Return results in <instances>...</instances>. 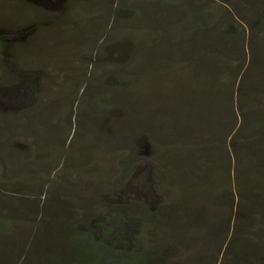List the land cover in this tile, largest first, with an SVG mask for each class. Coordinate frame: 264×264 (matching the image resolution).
I'll list each match as a JSON object with an SVG mask.
<instances>
[{
  "label": "trees",
  "instance_id": "16d2710c",
  "mask_svg": "<svg viewBox=\"0 0 264 264\" xmlns=\"http://www.w3.org/2000/svg\"><path fill=\"white\" fill-rule=\"evenodd\" d=\"M211 1L119 0L107 38L102 40L103 45L93 57V62L88 64L93 72L89 78L91 82H87L89 85L82 86L77 93L79 98L74 120L77 123L83 105L93 111L90 114L95 115V124L102 115L101 119L111 112L126 109L128 117L118 116L115 120L119 126L109 127L110 134H114L110 137L116 145L114 152L119 149L124 151L118 157L119 165L123 167L128 157L126 169L137 168L136 141L147 140L149 144H145L144 149L150 146L153 152L145 150V155L152 161L157 160L154 163L157 187L175 188L185 197L200 194L213 198L214 206L223 201L222 193L226 192V188L224 191L216 184V179L224 178L227 170L225 156L219 154L220 158L213 148L227 132L228 124L232 125L231 129L236 127L231 146L237 153L234 185L238 194V210L236 233L228 244V252L231 253L226 256L232 264H264V254L260 253V249H264V228L258 225L253 229L250 221L244 226L242 219L246 209L251 208L260 218L259 223H264V0H234L233 7H230L234 10V17L223 9L226 7L224 0L217 3L218 9L212 8ZM19 2L24 4V0ZM95 2L69 0L61 12L41 16L50 22V26L45 28L54 25L70 27L76 24V18L80 22L82 18L79 17L82 16H87L92 22L90 14L97 9ZM30 10V18L39 13L36 6ZM241 26L243 31L245 27L248 29V52L243 50ZM45 28L38 30L35 39L30 38L26 49L29 53L39 50L40 60L43 56L40 52L46 48L37 36L46 31ZM13 42L0 31V88L20 79L24 82L30 77L33 79L32 74H21L18 56L23 52ZM82 46L84 44L72 46L71 51L64 53L63 60L55 56L54 68L58 77L62 74L66 79L71 75L76 64L75 53L82 52ZM152 49L157 50L149 59L154 65L140 64L148 62L140 51L147 56ZM37 58V55L30 56L33 61ZM152 66L176 81H171L166 88L153 87L154 95L139 98L138 78L149 77V71L154 68ZM135 81L137 84H133ZM39 87L29 84L25 89L29 91L31 88V92L36 93ZM55 89L56 92L62 90L59 86ZM48 97H42L23 109L20 115L37 106L41 109ZM228 98L235 100L236 114L230 115L233 109L228 107ZM147 105H150L149 116H141L136 124V112ZM20 115L11 118L18 120ZM150 117L158 122L154 126L166 129L165 137L159 134V130L146 125ZM125 129L129 132L123 143ZM1 133L3 141L9 138L5 130ZM129 134L133 141H128ZM118 135L122 138H117ZM105 136H108L107 133ZM178 145L186 152L174 154ZM129 148H134L136 155H132ZM244 150L246 152L242 153ZM145 158L144 154L140 155V159ZM243 166L248 167L246 173L242 170ZM115 179L105 181V185L113 186L105 191L108 200L114 199L113 202L99 203L93 196V204L88 206V210H83L85 213L79 219L68 217L56 223L48 218L39 221L43 222V239L53 238L52 234L56 232L61 235L64 246L57 250L52 243L40 245L39 241L43 239L36 233L35 239L29 240L31 235L27 238L30 244L22 256L17 255L19 252L5 255L6 259L0 264H190L189 256L195 257L196 263L193 264H206V261L202 263V245L188 249L185 245L174 244L173 239L180 235L193 239L198 235L209 236V227L201 229L197 222L188 223L185 232L178 228V232L170 235L162 230L159 223L168 214V208L176 211V220L179 218L181 214L174 206L161 205L155 211L145 213L142 206L132 208L126 200L117 203L116 192L126 184L127 176L120 174ZM78 197L74 199L76 205L72 202L70 205L74 212L84 198L81 194ZM47 221H51L52 225L48 227ZM205 223L211 226L212 221L206 218ZM161 232H164L163 236ZM249 237L253 245L249 244ZM35 240L37 244L32 243ZM166 240L170 248L163 249ZM233 245L236 246L234 249ZM52 246L53 251L44 255V251ZM183 250L187 251L183 258L173 256L176 251ZM191 251L193 254H190Z\"/></svg>",
  "mask_w": 264,
  "mask_h": 264
},
{
  "label": "rangeland",
  "instance_id": "374dc122",
  "mask_svg": "<svg viewBox=\"0 0 264 264\" xmlns=\"http://www.w3.org/2000/svg\"><path fill=\"white\" fill-rule=\"evenodd\" d=\"M19 1L0 0V31L11 42L14 41L13 43L21 47L19 49H22L23 54L18 56L20 72L22 75L32 74L33 79L30 77L27 82L20 79L18 82L15 81L11 85L0 88V117H5L0 119V133L5 130V134L9 135V138L4 141L0 136V167L5 166L4 169L0 168V261L6 259L3 256L16 255L17 252H19L17 255L22 256L30 244L29 240L35 239L36 233L43 239V222L39 223L42 218L53 219L51 221L54 223L68 217L79 219L85 213L83 210H88V206L93 204V196L98 199L99 203L113 202L114 199L108 200L109 197L106 193L113 186L105 185V181L107 179L116 181L115 178L120 174H126V184L123 187L119 186L121 188L116 192L117 203L126 200L127 205L130 204L132 208L142 206L145 213L153 212L161 205H166L165 207L173 205L181 214L179 218L176 220L177 214H174L176 211L168 208V214L161 218L159 223L162 230L170 235L178 232V228H180L179 230L182 228V231L185 232L188 223L197 222L196 225L201 229L210 228L209 236L198 235L193 239L180 235L173 239L174 244L185 245V248L188 249L198 246L197 244L202 245L200 248L203 250L202 263L206 261V264H232L226 254L231 253L228 252V244L233 234L236 233L238 210V194L234 185L237 153L231 146L236 127L233 126L235 128L231 129L232 125L228 124L227 132L225 135L222 134L223 137L217 142L216 148H213L218 156L219 154L225 156L224 162L227 170V175L224 178L216 179V184L218 183L219 187L224 191L226 188V192L222 193L223 201L217 202L216 206H214L213 198L200 196V194L185 197L180 195L175 188L157 187L154 172V163L157 160L153 159L152 161L145 155V150L149 153L153 152L150 146L148 149H144L145 144L148 143L147 140L138 139L136 141L138 150L136 161L138 162L135 167L137 168L126 169L129 164L128 157L124 160L125 165L120 166L118 157L123 155L124 151L119 149L117 153L114 152L116 145L110 140L114 134H110L109 127H116L119 124L115 120L118 116L120 118L128 117L126 109L123 108L120 112H111L107 117L101 119L102 115L95 124L93 121L95 115L90 114V111H93L83 105V112L77 117V123L74 120L75 105L79 98L78 91L82 86L89 85L87 82H91L89 78L93 72L89 70L88 64L93 62V57L103 45L102 40L107 38L110 24L117 14L119 0H95L97 9L90 14L92 22L87 16H82L79 17L82 18L80 22L76 18V24L70 27L54 25L48 28L45 26H50V22H46L41 16L61 12L69 0H24L22 5ZM219 1L221 0H212V8L218 9ZM224 2L226 7L223 9H226L234 17V10L230 7H233L235 1L224 0ZM35 6L39 13L36 12V17L30 18V8ZM17 22L18 24H16ZM42 28H45L46 31L38 35L37 39L42 41L46 50L40 52L43 54L40 60L39 50L29 53L26 52V49L30 38L35 39L38 30ZM149 30L152 31V29ZM239 31L243 32L244 36L243 50L248 52V29L245 27L243 31L241 26ZM80 44H84V46H82V52L75 53L76 64H74L71 75L66 79L62 74L58 77L54 68L55 56L63 60L64 53L71 51L72 46H80ZM89 46L90 48H88ZM156 51V49L150 50L147 56L140 51V55L146 58V61L148 60V62L140 64L152 65L153 60L149 61V59L153 58ZM36 55L37 61L30 59V56ZM13 58L16 59L14 56ZM152 67L154 68L149 71V77L138 78L141 92L139 98H143L144 95L150 97L154 95L156 88L169 87L171 81H176L174 78L165 76L163 70L157 69L156 66ZM29 84L31 87L36 84L40 87L36 93L31 92V88L26 91L25 86ZM133 84H137V82L135 81ZM58 86L62 90L56 92L55 88ZM144 89L146 90L145 94H143ZM46 96L50 97L41 109L37 106L25 111L21 116L23 109ZM227 104L230 110L233 109L230 115L236 114L235 100L232 101L231 98H228ZM150 105L140 108L136 112V124L141 116L143 118L149 116ZM18 115H20L18 120L11 118ZM148 120L149 124L146 125L159 130V134L165 137L166 129L154 126L158 124L155 118L150 117ZM136 126L138 127V125ZM128 132V129H125L123 138L120 135L117 138L121 137L124 143ZM106 133L108 136H105ZM128 141H133L130 134ZM129 150L132 149L129 148ZM185 152L186 149L178 145L173 153L181 155ZM245 152L244 150L242 153ZM141 154L146 157L144 160L140 159ZM132 155H136L134 148ZM219 157L222 158L221 155ZM170 166L172 168V164ZM247 168V166L242 167L244 173ZM80 194L84 198L79 201L81 205L76 207L77 210L74 212L70 205L71 202L74 206L76 205L74 199ZM254 212L251 208L246 209L242 216L244 226L250 221L249 224L253 229L258 225L264 228V223H259L261 220ZM129 215L132 216L131 213H128ZM206 218L212 221L211 226L205 223ZM43 221L45 222V220ZM51 221H47L48 227L52 225ZM262 232L264 233V230ZM55 233L52 234L53 238L47 237V239L39 241L40 245L46 246V243H52L57 250L64 246L61 235ZM163 233L161 232L162 236ZM30 235L31 237H29ZM234 241L235 239L232 243ZM248 242L253 245L251 237L248 238ZM32 243L37 244L38 241L35 240ZM53 246L50 247V250H45L44 255H49L53 251ZM235 247L233 245L232 248ZM162 248H170L167 240L163 243ZM186 252V250L176 251L173 256L176 258L182 256L183 258ZM260 253L264 254V249H260ZM190 254H193L192 251ZM189 257L190 264L196 263L195 257Z\"/></svg>",
  "mask_w": 264,
  "mask_h": 264
}]
</instances>
